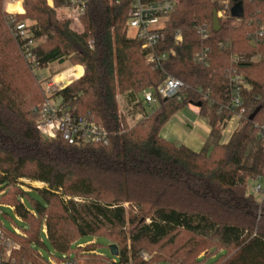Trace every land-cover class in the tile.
Segmentation results:
<instances>
[{"label": "trees", "instance_id": "16d2710c", "mask_svg": "<svg viewBox=\"0 0 264 264\" xmlns=\"http://www.w3.org/2000/svg\"><path fill=\"white\" fill-rule=\"evenodd\" d=\"M131 2L89 0L76 32L56 15L62 0L53 6L23 0L13 15L0 0V213L25 224L8 228L0 219L1 241L18 246L15 264H49L34 247L40 235L59 264H264V196L259 200L249 190L264 167L256 127L264 123V0H241L240 16L231 13L234 0H176L154 47L166 55L158 68L127 35ZM213 10L221 12L217 30ZM24 19L32 22L24 41H39L30 49L36 68L55 61L83 67L51 98L103 127L106 140L68 143L37 130L41 81L23 55L24 41L11 32ZM235 75L244 80V111L223 143L222 131L235 115L229 107ZM167 76L183 87L171 98L154 93L158 105L149 113L142 95ZM118 94L128 97V114L139 116L132 125L121 114ZM189 104L210 127L197 152L160 135ZM23 180L44 186L24 190ZM83 236L105 238L117 254H97L96 242L77 246Z\"/></svg>", "mask_w": 264, "mask_h": 264}, {"label": "built area", "instance_id": "2783aa9c", "mask_svg": "<svg viewBox=\"0 0 264 264\" xmlns=\"http://www.w3.org/2000/svg\"><path fill=\"white\" fill-rule=\"evenodd\" d=\"M23 0H4L5 10L7 13L13 15L19 12L8 11V4H20L22 7ZM65 3L66 8L71 11L65 16V19L75 25L76 21L79 22V16L84 12V9L89 0H62ZM120 1V0H115ZM50 6H53V0H47ZM176 5V0H154L144 2L142 0H132L130 8L127 14L126 27L127 32L131 31L130 37L136 38L141 42V48L147 50L148 60L155 65V68L160 67L161 61L166 58L165 54H156L154 47L158 44L162 38L160 29L164 25L166 17L173 11ZM23 13V12H22ZM218 16H221V12H217ZM28 24L24 21H17L14 23L11 32L21 41H24L28 37ZM260 33H264V23L260 25ZM197 32L206 36L204 29H198ZM178 41H181L180 37H176ZM33 47V41H24L22 44L23 55L30 61V64L36 69V63L31 55L30 49ZM205 56V55H204ZM244 85V80L238 76L231 77V101L229 107L235 110V115L238 119L243 114L241 89ZM57 83L53 85L48 83L43 91L44 100L38 109L35 124L37 130L44 138L53 139L57 136L62 137L68 143H74L78 141L99 143L108 137L106 130L94 123L87 121L83 117H79L74 113L73 109L64 110L58 103L54 102L51 98L53 90L61 89ZM64 87V86H63ZM183 87V82L175 77L167 76L154 90H146L143 95V102L148 107V112L151 113L158 105L157 99L154 97L156 93L161 98H171L176 96L180 89ZM259 137L264 141V123L256 124ZM249 190L259 200H262L264 196V167L261 173L255 175L249 186ZM19 233L18 229H14ZM42 231L46 234L45 224H42ZM2 253H0V264H15L12 258V250L18 248V246L10 239L1 241ZM85 245H80L84 247ZM38 255L42 257V254L38 252ZM142 257L146 259L143 253ZM46 261L49 264H59L54 256L47 258ZM62 264H77L73 259H66Z\"/></svg>", "mask_w": 264, "mask_h": 264}, {"label": "rangeland", "instance_id": "374dc122", "mask_svg": "<svg viewBox=\"0 0 264 264\" xmlns=\"http://www.w3.org/2000/svg\"><path fill=\"white\" fill-rule=\"evenodd\" d=\"M5 2L3 0V10H5V6H4ZM11 8V11H17V12H21L22 11V7L20 6V4H10L8 5V9ZM71 10L66 8V7H60L56 9V15L59 19L63 20L65 19V16L68 12H70ZM220 17V15H219ZM25 23H27L28 25H31V21L28 19H24L22 20ZM70 23V22H69ZM70 28L73 29L76 32H81L82 31V26L79 22L76 21L75 25H73L72 23H70ZM132 32L128 31L127 35L129 36ZM176 37H180V34H177ZM175 37V41L179 42ZM39 41H33V45L37 44ZM68 66H72L71 63H69L68 61H63V62H59V61H55L50 63L48 66L43 67V68H36L33 70V74L35 76H37L40 79V84L39 86L41 87V89L44 91L46 85L48 83H51L53 85H56L58 83V81H53L50 80V77L53 76L54 73L57 72H62L65 68H67ZM79 71V75L80 76V68H78V70L75 71V75L76 73ZM74 75V76H75ZM77 77V76H76ZM71 78V77H70ZM117 101H118V105L121 111V114L124 116L126 122L129 125H132L136 122V120L139 119V116H135L132 117L131 115L128 114V108H129V99L128 97L124 96L123 94H118L117 95ZM54 102L58 103V100L56 99ZM238 123V117L237 115H233V117L227 122L224 130L222 131V135H221V142H226L229 138V135L231 134V132L234 130V128L237 126ZM23 183H25L23 185V189L24 190H28V187H33V188H41L44 186L43 183L40 182H32V181H28V180H23ZM251 183H249L250 186ZM250 188V187H249ZM32 196H35V194H33ZM2 211L6 212L9 216H12V211L9 210L8 208H2ZM0 219L1 221L4 223V225L8 228L10 227H20V226H24L25 224L22 222H18L17 220H15L14 218L12 220H8L4 217V215H2L0 213ZM39 240L42 243H35L34 247L36 250H38L42 256L44 258H49L52 255H56V252L49 246L47 238L45 235H40L39 236ZM96 242L97 245L94 246L95 247V252L99 255H102L106 258H111L113 257L110 254L109 248L108 246H110V242L107 241L105 238L102 237H95V236H83L81 237L78 241H77V246L80 245H87V244H91ZM144 256L146 257V259H148L150 257V255L148 253L143 252ZM203 253L200 255L202 256Z\"/></svg>", "mask_w": 264, "mask_h": 264}, {"label": "crops", "instance_id": "0c3cea01", "mask_svg": "<svg viewBox=\"0 0 264 264\" xmlns=\"http://www.w3.org/2000/svg\"><path fill=\"white\" fill-rule=\"evenodd\" d=\"M78 68H80L81 76L83 67L75 65L68 66L62 72L54 73L50 80L58 81L59 87H63L80 77L74 76ZM198 111L197 106L189 104L173 114L161 128V137L177 145H184L195 152L199 151L209 135L210 127L199 117Z\"/></svg>", "mask_w": 264, "mask_h": 264}, {"label": "water", "instance_id": "95a60500", "mask_svg": "<svg viewBox=\"0 0 264 264\" xmlns=\"http://www.w3.org/2000/svg\"><path fill=\"white\" fill-rule=\"evenodd\" d=\"M234 2L235 4L231 9V13L233 16H240L242 14L241 0H234ZM212 24H213V28L217 30L219 26V16L216 10H213L212 12ZM109 250H110L111 255L115 256L117 254V247L114 244L109 246Z\"/></svg>", "mask_w": 264, "mask_h": 264}, {"label": "clouds", "instance_id": "9594fccd", "mask_svg": "<svg viewBox=\"0 0 264 264\" xmlns=\"http://www.w3.org/2000/svg\"><path fill=\"white\" fill-rule=\"evenodd\" d=\"M8 10H9V11H11L12 9H11V8H9Z\"/></svg>", "mask_w": 264, "mask_h": 264}]
</instances>
